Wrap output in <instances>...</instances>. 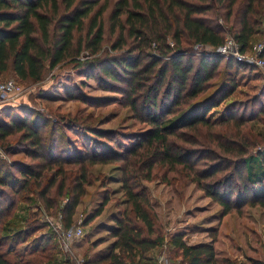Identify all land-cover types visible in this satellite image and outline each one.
<instances>
[{"label":"trees","instance_id":"16d2710c","mask_svg":"<svg viewBox=\"0 0 264 264\" xmlns=\"http://www.w3.org/2000/svg\"><path fill=\"white\" fill-rule=\"evenodd\" d=\"M258 34L264 35V0H0V76L36 83L44 80L47 64L52 71L85 69L100 88L121 94L132 118L148 127L127 137L129 145L77 117L50 123L28 106L0 117V147L9 156L24 153L21 160L0 161V264L56 260V236H36L44 228L38 212L10 235L3 234L4 225L19 202L36 196L72 227L88 188L99 180L107 186V177L93 175L96 165L120 171L123 200L116 205L124 207L107 237L116 239L113 248L82 264H137L139 254L167 239L169 264H240L219 256L214 245H189L182 233L169 237L145 183L192 182L224 216L264 209V139L249 127L264 118V85L246 101L229 102L221 120H210L209 113L237 90L236 73L248 64L194 49L217 48L231 35L246 52ZM67 96L85 102L74 91ZM60 124L85 145L64 140ZM109 190L94 216L108 203Z\"/></svg>","mask_w":264,"mask_h":264},{"label":"rangeland","instance_id":"374dc122","mask_svg":"<svg viewBox=\"0 0 264 264\" xmlns=\"http://www.w3.org/2000/svg\"><path fill=\"white\" fill-rule=\"evenodd\" d=\"M107 18L108 13L105 20ZM107 38L112 40L114 37H110L107 33ZM262 40V34H258L254 38V42L247 52L249 56L255 54V47ZM236 76L239 85L237 90L220 107L209 113L210 120H221L224 115V107L229 102L246 101L258 95L264 85L263 69L254 64H248L246 68L236 73ZM0 78L17 81L12 74L0 76ZM19 82L24 88L23 93H29V98L24 99L23 105L42 114L50 123H60L63 117H77L83 125L116 132L118 134L116 139L129 143V145L133 143V140H129L127 137L144 132L148 128L132 118L131 111L124 107L120 100L121 94L100 88L93 77H88L85 69L75 70L70 65H64L52 71L47 64L43 81ZM72 91L80 94L85 102L67 96ZM8 100H10L9 102L14 101V99ZM2 116L0 113V117ZM58 126V133L60 132L64 136V140L65 137H69L73 143L77 140L82 147L85 145L81 136L65 128L63 124ZM249 127L253 134H260L261 139H264V118L252 121ZM89 137L93 140L96 139L92 134ZM259 144L262 145L260 139ZM23 158V151L9 156L0 147L1 162L9 164L12 163V160ZM92 173L100 179L107 177V186L102 187L99 180L88 188L86 196L77 208L73 224L75 227L81 225L84 234L70 244L68 252L63 250L59 239L60 233L55 229L57 223L64 227L61 216L47 211L36 196L32 197L29 202H19L13 217L4 225L3 234L10 235L26 227L27 221L32 218V213L38 212L39 223L43 224L44 228L36 236L42 235V233L56 236V249L54 250L56 260L49 264H82L85 259H94L95 256L103 258L109 253L110 244L113 241L107 237L116 226L114 219L117 217L118 211L124 207L123 204L120 207L116 205L118 201L123 200L119 182L120 171L115 165H96L92 169ZM180 183L182 186L178 187L160 179L145 183L159 216L160 224L169 237L176 233H182L185 241L190 244L215 238L218 241V249L230 251V255L232 254L230 257L233 258L243 251H247L245 253L250 255L251 251L254 253L258 251L260 257L264 256V209L249 207L245 209L243 215L233 212L224 216L222 207L207 197L194 183L185 184L182 181ZM106 189H110L109 201L102 213L94 216L104 202ZM90 219L91 222L86 224ZM168 241L169 239L166 240L163 247L166 248L169 245ZM27 244L31 245L32 241ZM245 253H242L243 256L239 255L243 264L247 260ZM168 256L169 254H162V257L169 261Z\"/></svg>","mask_w":264,"mask_h":264},{"label":"built area","instance_id":"2783aa9c","mask_svg":"<svg viewBox=\"0 0 264 264\" xmlns=\"http://www.w3.org/2000/svg\"><path fill=\"white\" fill-rule=\"evenodd\" d=\"M194 49L198 52H215L226 58H233L246 64H254L262 68L264 74V57L262 56L264 50V35L263 40L255 47V54L250 56L247 53L248 51H241V45L231 35H228L225 43L217 48H212L204 44H196L194 45ZM23 92L24 88L17 81L13 79L3 80L0 78V103ZM57 224L59 225L60 223ZM58 225L55 226V229L60 233V244H62L63 250L68 252L70 244L83 236V227L81 225L75 227L74 225L70 228H64L61 224ZM160 262L161 264H169L168 259L165 257H161Z\"/></svg>","mask_w":264,"mask_h":264},{"label":"crops","instance_id":"0c3cea01","mask_svg":"<svg viewBox=\"0 0 264 264\" xmlns=\"http://www.w3.org/2000/svg\"><path fill=\"white\" fill-rule=\"evenodd\" d=\"M28 95H29V93L28 94L27 93H22V94L17 95V96H15L13 98H10V99H14L13 102H9L10 100H8V101H4V102L0 103V113L2 115H6V113H8V112L10 114H16L23 106H25V105H23L22 102H24V99H28L29 98ZM110 240H113L112 243L110 244V246H111L110 250H111L113 248L114 244H115L116 239L115 238H111ZM187 242L188 241H186V243ZM187 244L193 245V246L201 245V244L214 245V247L216 249V252H217V254L219 256L232 258L234 260H238L240 264H243V262L241 261V259H240L241 256H239V255L243 256L242 253L247 252V251H243L241 254L237 255L238 258H236L237 256H235L234 258L230 257L232 255V254L230 255L231 252L223 250V249L219 250L218 249L219 248L218 241L217 240H213V239H207L205 242H199V243H196V244H190V243H187ZM172 248L173 247L171 245H167L166 248L161 246V247H158V248H155V249L151 250L150 252L146 253L144 256L139 254L138 257H137V260H138L137 264H161L160 259L162 257V254H164V253L165 254H170ZM263 250H264V248H263ZM251 253H252L251 255L248 254V253H245L246 256H247L246 257L247 260L245 261V264H248L249 261H251L253 259H255V260H264V256L260 257L259 256L260 253L258 251L255 252V253L251 251ZM94 259L97 260V259H100V258H97L95 256Z\"/></svg>","mask_w":264,"mask_h":264}]
</instances>
